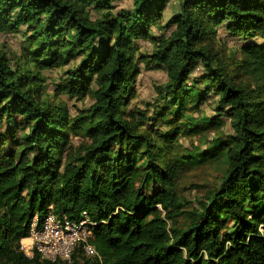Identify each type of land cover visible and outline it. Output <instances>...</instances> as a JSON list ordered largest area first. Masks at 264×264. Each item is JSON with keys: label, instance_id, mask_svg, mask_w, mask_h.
<instances>
[{"label": "trees", "instance_id": "16d2710c", "mask_svg": "<svg viewBox=\"0 0 264 264\" xmlns=\"http://www.w3.org/2000/svg\"><path fill=\"white\" fill-rule=\"evenodd\" d=\"M119 1L0 0V33L22 38L0 49V264H98L21 250L50 211H86L108 264H264V0ZM142 66L168 75L146 109ZM62 95L92 103L72 114ZM211 164L213 188L181 193Z\"/></svg>", "mask_w": 264, "mask_h": 264}, {"label": "rangeland", "instance_id": "374dc122", "mask_svg": "<svg viewBox=\"0 0 264 264\" xmlns=\"http://www.w3.org/2000/svg\"><path fill=\"white\" fill-rule=\"evenodd\" d=\"M131 4V0L119 1L118 3H116V10L130 7ZM92 14L94 17L99 15L97 12H92ZM219 33V46H227L228 48L237 51L244 44L243 39H240L239 37L228 36L223 28L219 29ZM21 44L22 38L18 34L0 33V49L13 52L15 50H19ZM138 44L142 51H149L152 48L150 42L147 40H139ZM45 75L48 77L46 94L53 96L54 94H56L55 86L60 79L59 77L61 75V72L59 70L46 71ZM167 79L168 75L165 70H147L142 66L136 83L138 96L132 101L130 106L133 107V105L135 104L136 107H139L140 109H146V104L151 103V101H153V97L155 96V86L164 84ZM61 99L65 101L72 114H76L81 109L88 108L92 103L91 99L77 100L65 95H62ZM205 110L208 114L212 112V109L208 106L205 107ZM227 127L230 128L228 122ZM79 141V138H72V142L74 144H77ZM180 142L184 144L185 147L191 146L190 139L184 140V138H181ZM222 171L223 167L221 165L211 164L185 172L179 179L181 193L187 194L192 201L197 200V197L214 187V185L218 182ZM193 183H198V187H194L192 185ZM184 187H187V189H184Z\"/></svg>", "mask_w": 264, "mask_h": 264}, {"label": "built area", "instance_id": "2783aa9c", "mask_svg": "<svg viewBox=\"0 0 264 264\" xmlns=\"http://www.w3.org/2000/svg\"><path fill=\"white\" fill-rule=\"evenodd\" d=\"M35 217L32 221L29 242L21 241V250L31 257L34 253L50 262L70 261L77 248H81L85 256L97 258L98 264L105 263L90 242L93 222L86 211L77 218L57 215L50 211L45 214L38 226Z\"/></svg>", "mask_w": 264, "mask_h": 264}, {"label": "bare ground", "instance_id": "6f19581e", "mask_svg": "<svg viewBox=\"0 0 264 264\" xmlns=\"http://www.w3.org/2000/svg\"><path fill=\"white\" fill-rule=\"evenodd\" d=\"M24 242H29V241L27 239H25Z\"/></svg>", "mask_w": 264, "mask_h": 264}]
</instances>
